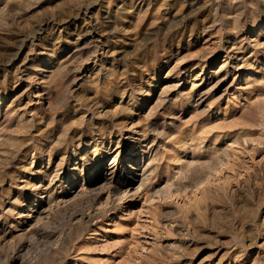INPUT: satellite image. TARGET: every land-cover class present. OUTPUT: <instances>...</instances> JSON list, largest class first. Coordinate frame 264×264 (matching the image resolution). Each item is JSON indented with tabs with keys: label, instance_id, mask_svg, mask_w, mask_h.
<instances>
[{
	"label": "rangeland",
	"instance_id": "rangeland-1",
	"mask_svg": "<svg viewBox=\"0 0 264 264\" xmlns=\"http://www.w3.org/2000/svg\"><path fill=\"white\" fill-rule=\"evenodd\" d=\"M0 264H264V0H0Z\"/></svg>",
	"mask_w": 264,
	"mask_h": 264
},
{
	"label": "bare ground",
	"instance_id": "bare-ground-1",
	"mask_svg": "<svg viewBox=\"0 0 264 264\" xmlns=\"http://www.w3.org/2000/svg\"><path fill=\"white\" fill-rule=\"evenodd\" d=\"M222 67H223V66H222ZM217 73H218V72H217ZM198 76H200V74H199ZM224 76H225V75H224ZM197 78H198V77H197ZM191 83H192V82H191ZM196 86H198V85H197L195 82H193V83H192V88H193V87H196ZM167 87H168V86H167ZM169 89H170L171 91H173V90H174V86H173V87H172V86H171V87L169 86ZM170 90H169V91H170Z\"/></svg>",
	"mask_w": 264,
	"mask_h": 264
}]
</instances>
